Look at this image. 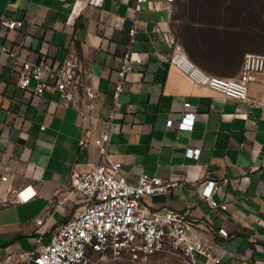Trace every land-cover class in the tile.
<instances>
[{"label": "crops", "instance_id": "crops-1", "mask_svg": "<svg viewBox=\"0 0 264 264\" xmlns=\"http://www.w3.org/2000/svg\"><path fill=\"white\" fill-rule=\"evenodd\" d=\"M187 9L195 14L180 20L177 1L0 0V15L23 21L15 30L0 22V50L8 47L14 54L0 51V196H8L10 186L38 189L28 202L0 204V264H35L31 253L48 244L54 229L80 206L69 187L72 171L89 169L99 157L97 132L86 135L89 145L81 144L79 112L58 107V91L41 96L18 85L21 62L58 65L77 56L99 92L101 130L127 52L134 69L111 125L113 159L130 181L143 172L178 181L145 202L153 209L189 212L221 264H264L263 110L196 83L169 62L181 48L209 74L238 76L248 54L264 55L257 19L243 17L246 8L239 1L187 2ZM136 20L142 27L133 39ZM250 93L264 96V72ZM187 111L196 113L194 127L180 129ZM189 148H201L200 155L188 156ZM207 180L220 183L213 196L227 208L214 209L202 196L201 182ZM40 217L43 224L35 226ZM220 228L228 235L219 234Z\"/></svg>", "mask_w": 264, "mask_h": 264}, {"label": "built area", "instance_id": "built-area-1", "mask_svg": "<svg viewBox=\"0 0 264 264\" xmlns=\"http://www.w3.org/2000/svg\"><path fill=\"white\" fill-rule=\"evenodd\" d=\"M143 1L138 0L139 4ZM94 2L101 4L103 0ZM72 18L71 15L70 20ZM0 22L11 30L23 24L22 20L6 14L0 15ZM141 27L140 21L136 20L130 29L133 39ZM0 51L14 56L8 47H2ZM169 62L178 66L196 83L207 85L250 108L261 107L264 115V103L250 93V84L257 79L258 74L264 72V55L248 54L242 72L232 77L205 72L181 48L169 57ZM133 69L131 52H127L115 81L109 119L103 129L96 130L100 121L99 92L90 80L88 69L77 56L70 55L58 65L45 61L21 62L18 85L23 89L30 88L41 96L48 91H58V107H75L79 112L78 122L85 134L81 144L89 145L86 135L96 131L94 143L99 149L98 160L89 169L72 171L69 187L80 198V206L67 221L54 229L48 244L41 245L31 253L35 264H91L97 255L128 254L139 259L167 251L180 253L184 258L183 264H221V258L214 253L211 245L200 237L197 230L199 223L190 217L189 212L167 207L153 209L145 202L147 197L176 188L179 186L178 181H167L147 172L141 173L136 181H130L122 172V163L111 155V125L121 107V95ZM190 106V103L185 104L187 108ZM195 120L196 113L187 111L178 127L192 129ZM168 125H174V121L170 119ZM200 153L201 148L187 150L190 157H198ZM8 179V175L2 176L3 181ZM219 187L220 183L216 180L201 182L202 196L214 209L228 206L220 204L213 196ZM7 192L8 196H0V204L5 206L28 202L38 195V189L32 184L18 189L10 186ZM43 222L44 217L37 218L35 226ZM35 231L40 232L38 228ZM218 232L223 236L228 235L225 228H220Z\"/></svg>", "mask_w": 264, "mask_h": 264}, {"label": "rangeland", "instance_id": "rangeland-1", "mask_svg": "<svg viewBox=\"0 0 264 264\" xmlns=\"http://www.w3.org/2000/svg\"><path fill=\"white\" fill-rule=\"evenodd\" d=\"M210 0H177L176 17L180 20L192 17L195 11L187 9V2H201ZM220 2L239 1L245 5L242 12L243 17L256 20L257 25L264 28V0H215ZM249 13L251 16L249 17ZM245 14V15H244ZM256 15V16H255ZM260 16V18H259ZM264 48V47H263ZM264 103V96L259 97ZM183 256L180 253L167 251L160 252L149 257L135 259L131 255L125 254L122 256L114 255H97L94 257L91 264H183Z\"/></svg>", "mask_w": 264, "mask_h": 264}, {"label": "trees", "instance_id": "trees-1", "mask_svg": "<svg viewBox=\"0 0 264 264\" xmlns=\"http://www.w3.org/2000/svg\"><path fill=\"white\" fill-rule=\"evenodd\" d=\"M210 1H215V0H210ZM259 18H260V16H259ZM256 28H257V39L259 40V43L264 44V28H262L261 25H257Z\"/></svg>", "mask_w": 264, "mask_h": 264}]
</instances>
